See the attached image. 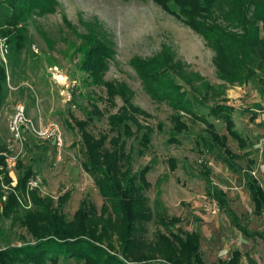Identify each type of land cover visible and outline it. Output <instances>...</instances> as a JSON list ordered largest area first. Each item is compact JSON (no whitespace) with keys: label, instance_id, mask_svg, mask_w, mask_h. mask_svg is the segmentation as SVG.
<instances>
[{"label":"rangeland","instance_id":"rangeland-1","mask_svg":"<svg viewBox=\"0 0 264 264\" xmlns=\"http://www.w3.org/2000/svg\"><path fill=\"white\" fill-rule=\"evenodd\" d=\"M56 2L52 14L29 22L30 42L19 66L11 70L7 55L6 63L0 65L7 73L6 98L0 107V148L11 161V166H6L10 187L16 186L20 162L22 169L30 168L34 173L28 191L52 198L55 207L59 198L70 195L60 210L68 220L83 201L99 215L107 203L99 195L93 177L83 169L85 157L77 122L92 117L88 131L98 138L100 133L108 132L107 117L121 109L127 99L147 115L138 114L139 123L152 129L147 148L135 136L125 140L132 173L149 169L146 179L150 187L145 196L150 209L158 208L168 218H179L180 223L171 228L173 232H198L205 264H224L235 250L244 255L240 264L251 260L264 264V238L249 239L239 233L208 195V187L214 184L227 194L228 206L245 227L264 233V217L254 213L243 179V171L249 172L264 189V83L258 77L245 84L219 79L215 52L205 40L152 0ZM90 24L101 27L115 52L103 77L121 93L114 96L113 102L108 100L104 86L85 85L84 74L77 67L80 58L75 50L81 40L76 34H87ZM135 59L165 60L173 69L167 80L181 88L198 119L174 109L168 100L152 97L147 89L161 84L143 82L132 65ZM18 106L24 107L22 120L17 116ZM217 106L228 109L235 130L246 141V149L228 135L222 119L209 115ZM94 108L103 114L100 120L92 114ZM176 116L187 126L177 135L173 130ZM203 117L219 135L227 137L226 149L216 145L212 151L208 149L206 143H214L199 120ZM55 135L60 137V145ZM173 137L176 142L171 140ZM245 152L251 155L245 158ZM223 157L233 161L237 171L230 170ZM171 160L176 161L175 170L171 169ZM249 160L254 165L248 164ZM3 190L4 202L10 191L7 185ZM19 197L26 200L25 209L32 207L28 192ZM157 201L164 209L155 205ZM108 215H112L110 211L103 217ZM146 230L148 240L157 230L167 233L156 221L149 222ZM30 240L24 228L0 220V249L6 245L20 247Z\"/></svg>","mask_w":264,"mask_h":264},{"label":"trees","instance_id":"trees-1","mask_svg":"<svg viewBox=\"0 0 264 264\" xmlns=\"http://www.w3.org/2000/svg\"><path fill=\"white\" fill-rule=\"evenodd\" d=\"M152 1L205 40L215 52L214 63L219 79L229 84H245L258 77L264 83V0ZM56 5V0H0V37L7 39L8 67L11 70L19 66L21 55L29 45V22L34 17L52 14ZM235 28L239 32H235ZM87 30L85 35L76 34L81 40L75 50L80 58L78 70L84 74L85 85L104 86L108 100L113 102L114 96L121 93L103 81L108 62L115 54L112 43L99 25H87ZM132 65L143 82L158 81L161 84L147 89L152 97L168 100L174 109L198 119L184 92H180L181 88L167 80L173 69L165 60L143 62L135 59ZM6 81V68L0 66V107L6 98ZM93 111L99 120L103 117L99 109L94 108ZM138 114L147 117L124 99L123 107L107 117L108 132L100 133L98 138L88 131L92 117H88L86 122H77L85 157L83 169L93 177L99 195L108 204L102 205L99 215L95 214L93 206L88 207L83 201L72 219L68 220L60 210L70 195L59 198L58 207H55L52 198H42L36 190L28 191V183L34 178V173L30 168L22 169L20 162H17L16 186L10 187L7 159L3 155L5 150L0 148V220H8L24 228L31 238L20 247L6 245L0 249V264H68L71 261L76 264H205L199 233L173 232L171 228L180 223V219L168 218L158 208L150 209L145 196L150 187L146 179L149 169L132 173V159L130 153H125V140L135 136L147 148L152 133L151 128L139 123ZM209 115L222 119L228 135L246 149V141L235 130L225 106L211 109ZM180 118H173L176 135L187 130ZM199 120L204 122L214 143H206L208 149L212 151L214 145L226 149L227 137L219 135L204 117ZM171 140L177 141L174 137ZM250 155V152H245L243 157ZM222 161L230 170L237 171L233 161L227 157ZM248 164L254 165L252 160ZM170 165L172 170L176 169L175 160H171ZM243 173L254 213L259 215L264 208V191L249 172ZM4 185L9 187L10 193L3 202ZM27 192L31 197L32 207L29 209L23 207L26 200L19 197ZM208 195L230 224L244 236L264 237L250 232L241 223L228 206L227 195L214 184L208 187ZM155 205L161 204L157 201ZM107 211L112 215L105 218ZM152 221L167 233L157 230L153 239L148 240L146 226ZM240 257V252L235 251L224 264H239Z\"/></svg>","mask_w":264,"mask_h":264},{"label":"built area","instance_id":"built-area-1","mask_svg":"<svg viewBox=\"0 0 264 264\" xmlns=\"http://www.w3.org/2000/svg\"><path fill=\"white\" fill-rule=\"evenodd\" d=\"M7 53H8V43H7V39L6 38H1L0 39V65H4L6 63V55H7ZM17 109H18L17 116H18V118H21V120H22L23 117H24V107L18 106ZM18 118L16 119V121L13 122V125L14 126H16L18 124ZM21 120L19 119L20 122H22ZM50 132H52V131H49V133ZM54 137L56 139L57 144L60 145L61 144L60 137L58 135H55ZM6 162H7V165L8 166H11V164H10L11 161H9L7 159ZM214 206L215 207L217 206V203L215 201H214Z\"/></svg>","mask_w":264,"mask_h":264},{"label":"crops","instance_id":"crops-1","mask_svg":"<svg viewBox=\"0 0 264 264\" xmlns=\"http://www.w3.org/2000/svg\"><path fill=\"white\" fill-rule=\"evenodd\" d=\"M257 181H258V183H259V185H260V187L263 189V187L261 186V184H260V182H259V180L257 179V178H255ZM263 191H264V189H263ZM226 194V193H225ZM227 195V194H226ZM227 199H228V201H229V197L227 196ZM261 215V216H260ZM259 216L261 217V219L264 217V208H263V211H262V213L261 214H259ZM236 229V228H235ZM247 229L250 231V232H253V233H258V234H264V233H262V232H256V231H253V230H251L249 227H247ZM237 230V229H236ZM238 231V230H237ZM239 232V231H238ZM239 233H241V232H239ZM242 234V233H241ZM243 235V234H242ZM264 236V235H263ZM247 238H249V239H252V238H261V237H258V236H256V237H247ZM264 238V237H263ZM235 251H238V252H240V254H241V257L240 258H242V256H244L243 255V253L240 251V250H235ZM234 251V252H235ZM231 258V257H230ZM229 258V259H230ZM229 259H227V260H229ZM240 263H243V261H240L239 262V264ZM249 264H259L258 263V260H254V261H250L249 262Z\"/></svg>","mask_w":264,"mask_h":264}]
</instances>
